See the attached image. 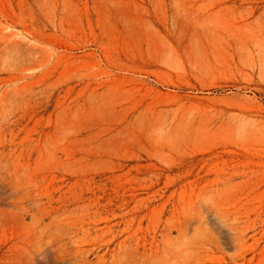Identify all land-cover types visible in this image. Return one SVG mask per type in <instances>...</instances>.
Wrapping results in <instances>:
<instances>
[{
    "label": "rangeland",
    "instance_id": "obj_1",
    "mask_svg": "<svg viewBox=\"0 0 264 264\" xmlns=\"http://www.w3.org/2000/svg\"><path fill=\"white\" fill-rule=\"evenodd\" d=\"M218 214L264 219V0H0V264L231 252Z\"/></svg>",
    "mask_w": 264,
    "mask_h": 264
},
{
    "label": "bare ground",
    "instance_id": "obj_2",
    "mask_svg": "<svg viewBox=\"0 0 264 264\" xmlns=\"http://www.w3.org/2000/svg\"><path fill=\"white\" fill-rule=\"evenodd\" d=\"M214 222L218 223L229 234V241L232 243L231 252L225 251L223 247L227 243L225 236L221 235L223 231H218L219 237L217 238L212 230H210L211 233L217 239L211 243L205 241L206 239L194 242L192 236L189 237L186 231H181L179 238L187 248L185 255L181 252L183 250L175 253L168 239L163 238L157 243L156 237L147 234L132 239L131 247L142 260V264H184L187 261H192L194 264H246V262H248L247 264H256L255 259L259 255L257 250L264 237L262 225L264 219L257 215L253 217L252 215L241 214H218L215 215ZM200 223H204V220L202 219ZM199 228L196 229V234ZM257 230L262 231V237L247 246L248 235ZM250 237L253 238V235ZM250 255L251 257L248 258Z\"/></svg>",
    "mask_w": 264,
    "mask_h": 264
}]
</instances>
